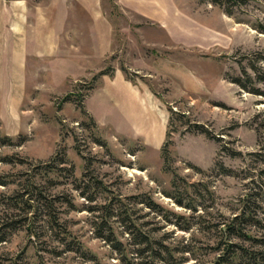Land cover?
Masks as SVG:
<instances>
[{
	"label": "rangeland",
	"instance_id": "obj_1",
	"mask_svg": "<svg viewBox=\"0 0 264 264\" xmlns=\"http://www.w3.org/2000/svg\"><path fill=\"white\" fill-rule=\"evenodd\" d=\"M15 1L0 0V226L17 227L0 264L138 261L119 215L170 264H215L236 215L258 242H231L264 250V0H174V37L118 0ZM121 68L152 95L138 109L115 95Z\"/></svg>",
	"mask_w": 264,
	"mask_h": 264
},
{
	"label": "trees",
	"instance_id": "obj_2",
	"mask_svg": "<svg viewBox=\"0 0 264 264\" xmlns=\"http://www.w3.org/2000/svg\"><path fill=\"white\" fill-rule=\"evenodd\" d=\"M214 5L218 6H226L228 2H232L234 0H210ZM225 12L229 15L232 14L230 9H225ZM259 29V28H258ZM262 33H264V29H261ZM126 78L130 81L127 76V69L121 68ZM114 69H110V71H103L100 75H112ZM264 82V78H263ZM240 86H243L241 83H238ZM244 87V86H243ZM92 89V86H91ZM81 100H78L79 102ZM82 105V101L79 102ZM82 113L85 115L87 112L83 109L82 105ZM206 133V132H204ZM0 185H5V183L0 182ZM47 207L51 209L52 204L51 200L47 201ZM18 205V203H17ZM16 206V205H15ZM122 220V223L129 224L128 232L134 236L135 245L137 246V258L138 261H126V264H170V258L173 259V251L165 249L164 251H158L154 248L155 244H157L147 233L143 232L137 223H135L130 215H119ZM127 216V217H126ZM112 217V215H104L103 223L106 227H109L108 220ZM48 222L52 225L59 226L57 219L55 218V213L51 211L50 215H48ZM259 220L255 217V215H236L233 219L224 226V229L221 231L223 242L221 243V247L219 250L221 253L216 259L215 264H264V250H252L244 246L237 245L231 242L230 238H238L240 240L250 241V242H258L257 239L253 238L247 231L246 227L248 226H256L259 224ZM30 231L33 229V224L31 223ZM7 228V229H5ZM17 227L14 225V222L9 224H2L0 226V244L7 241L9 234L15 230ZM62 233L68 236L66 232L61 228ZM100 230H105L103 228V224L100 226ZM114 233L112 230L107 235H103V232L99 234L100 238L107 240L108 242H112L111 236ZM116 240V238H115ZM261 242V241H259ZM71 243V242H70ZM117 243V244H116ZM114 248L122 255L127 256L128 246L123 244L122 242L116 240ZM262 247H264V243ZM261 247V248H262ZM159 252V253H158ZM126 258V257H125Z\"/></svg>",
	"mask_w": 264,
	"mask_h": 264
},
{
	"label": "crops",
	"instance_id": "obj_3",
	"mask_svg": "<svg viewBox=\"0 0 264 264\" xmlns=\"http://www.w3.org/2000/svg\"><path fill=\"white\" fill-rule=\"evenodd\" d=\"M15 6L22 7L23 2L16 0ZM99 2H101L99 0ZM118 4L122 9L131 11L148 20L149 22L166 28L172 37L175 36L177 27L184 18V13L178 8L174 0H118ZM9 13L6 12L5 19L2 21V25L5 27L10 26V29H14V24H9ZM6 29V28H5ZM110 53H105V58ZM115 79L118 82L117 90L119 89V99L121 96H125V102H129L133 109H138L139 104L145 97L152 99L151 94H145L139 87L133 85L126 76L119 70L115 71ZM145 115V114H144ZM146 120V118H144Z\"/></svg>",
	"mask_w": 264,
	"mask_h": 264
}]
</instances>
